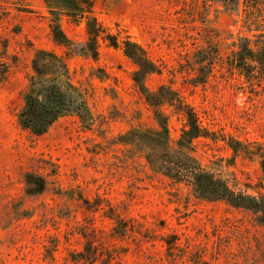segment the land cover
<instances>
[{
	"label": "rangeland",
	"instance_id": "374dc122",
	"mask_svg": "<svg viewBox=\"0 0 264 264\" xmlns=\"http://www.w3.org/2000/svg\"><path fill=\"white\" fill-rule=\"evenodd\" d=\"M91 2L72 17L45 0H0V264H264V226L251 212L153 171L132 141L133 131L160 128L124 53V42L137 44L156 67L146 87L174 90L215 137L193 140L197 161L264 197V80L227 64L240 37L264 34V0ZM91 19L102 31L96 56L86 47ZM54 23L68 44L55 40ZM209 44L218 48L212 70L194 84L195 53ZM39 50L63 64L56 77L79 94L86 115H63L36 136L19 114ZM159 111L177 145L184 108ZM28 175L43 181L41 191L29 193L38 186Z\"/></svg>",
	"mask_w": 264,
	"mask_h": 264
},
{
	"label": "trees",
	"instance_id": "16d2710c",
	"mask_svg": "<svg viewBox=\"0 0 264 264\" xmlns=\"http://www.w3.org/2000/svg\"><path fill=\"white\" fill-rule=\"evenodd\" d=\"M51 5L52 11L65 12L68 16H82L89 13L92 8L91 0H45ZM226 3H234L236 0H224ZM258 4V2L256 1ZM248 12L253 5H248ZM264 21V20H263ZM261 22V21H260ZM53 36L61 44H68L59 25L54 23ZM100 26L95 19L87 23L88 40L86 47L94 56L96 52V40L101 35ZM112 45L117 42L112 38ZM218 48L209 44L206 48L195 53L197 73L194 84H202L206 81L212 70ZM124 53L138 67L134 72L133 80L138 85L146 102L156 108V119L159 130L155 132L129 133L135 145L141 146L145 151V158L150 168L168 178L174 183L184 184L198 197L211 202H225L233 208L251 212L257 223L264 226V197L247 194L236 190L228 180L214 174L203 167L191 153L193 140L210 136L211 132L201 127L194 109L183 104L179 95L169 87L161 86L158 91H150L144 79L147 75L156 71L154 64L146 57L144 51L135 43L124 42ZM230 68L236 69L248 79L264 80V34H258L254 39L240 37L237 49L227 58ZM32 67L36 77L31 79L29 90L24 95V106L19 114L20 125L40 136L48 130L61 116L77 114L85 117V104L79 94L71 86L63 84L56 76L64 69L63 64L50 52L39 50L32 61ZM47 75H53L51 80L44 79ZM175 105L178 109L184 108L186 126L182 130L177 145L169 140L167 122L168 118L159 108L164 104ZM134 137V138H133ZM260 165L264 173V150L260 151ZM27 183L38 186L36 190H29L33 194L42 190L43 181L27 176Z\"/></svg>",
	"mask_w": 264,
	"mask_h": 264
}]
</instances>
